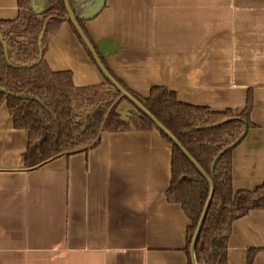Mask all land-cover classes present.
Instances as JSON below:
<instances>
[{"label":"crops","instance_id":"crops-1","mask_svg":"<svg viewBox=\"0 0 264 264\" xmlns=\"http://www.w3.org/2000/svg\"><path fill=\"white\" fill-rule=\"evenodd\" d=\"M69 9L44 57L76 86L107 81L83 26L109 76L141 96L163 86L240 113L250 89L254 125L232 151V186L264 181V0H105L88 20ZM17 12L18 0H0V20ZM27 148L28 131L1 103L0 264H193L188 217L165 197L172 144L160 129L103 131L94 147L33 169ZM249 249L264 264V209L233 221L226 264H245Z\"/></svg>","mask_w":264,"mask_h":264},{"label":"trees","instance_id":"trees-1","mask_svg":"<svg viewBox=\"0 0 264 264\" xmlns=\"http://www.w3.org/2000/svg\"><path fill=\"white\" fill-rule=\"evenodd\" d=\"M71 4L72 0H48L47 10L38 15L31 11L29 0H18L17 15L0 20V104L6 103L15 128L28 131L24 167L33 169L60 155L86 151L97 145L103 131L159 129L157 122L181 146L161 130L172 144L171 179L165 197L188 217L189 262L192 240L212 191L192 256L198 264H226L233 221L251 210L264 209V181L253 189L232 186V151L254 125L250 120L251 90L244 109L235 113L230 108L215 111L182 102L174 90L163 86H154L148 96H141L114 76L141 108L109 80L76 86L70 71L52 70L44 57L50 39L67 20ZM80 31L91 57L95 53L106 66L83 26ZM127 106L135 112L122 118ZM256 251L249 249L245 264H252Z\"/></svg>","mask_w":264,"mask_h":264},{"label":"water","instance_id":"water-1","mask_svg":"<svg viewBox=\"0 0 264 264\" xmlns=\"http://www.w3.org/2000/svg\"><path fill=\"white\" fill-rule=\"evenodd\" d=\"M72 2H74L76 4V9H77L76 14L74 15V18H77V19H80V20H88V19L94 17L102 9V7L104 6L105 0H72ZM47 3H48V0H29V7H30L31 11H33L35 14L40 15V14H43L47 10V7H48L47 6ZM68 10H69V14H71V10L69 8H68ZM43 32H44V30H42L40 32V35H39V38H38V45L39 46L41 44V39H42ZM0 36H1V32H0ZM83 39L87 43V41H86V39L84 37H83ZM4 48L6 50V46L5 45H4ZM41 57H42V51H41V49H39V57L38 58H41ZM94 57H95V59H96V61L98 63L99 68L105 73V75L107 77V80H109L110 82H112L114 84V86L116 88H118V90L122 94H124L125 96H127L128 98H130L132 101H134L135 103H137L139 105V103L134 98L130 97L125 91H123V89H121L119 87V85H117V83L109 76V74L106 72L105 68L103 67V65L101 64V62H99V60L97 59V56L95 54H94ZM140 108H141V106H140ZM127 111L128 112H130V111L135 112L134 110H131L129 106H127V107H125L123 109V112H122V115H121L122 118H125L126 117L125 114L127 113ZM156 124H157V126L159 127L160 130H162L163 132H165L167 134V136L171 140H173V142H175L176 144H178V146H180L179 143L175 140V138L171 134H169V132H167L157 122H156ZM180 148H181V146H180ZM220 155H221V153L215 158L212 167L214 166L215 162L220 157ZM192 162L196 165V163L193 160H192ZM202 174L206 178L208 177L204 172H202ZM211 197H212V191H211L210 196H209V199H208V201H207V203L205 205V208H204L203 213H202V216L200 218V221H199L197 230H196V232L194 234V237H193V240H192V244H191V248H190L191 259L193 258V256H192V249H193V247L195 245V242H196L198 233L200 231V228H201L203 219L205 217V213H206V210L208 208V205H209V202H210ZM192 262H193V260H192Z\"/></svg>","mask_w":264,"mask_h":264},{"label":"rangeland","instance_id":"rangeland-1","mask_svg":"<svg viewBox=\"0 0 264 264\" xmlns=\"http://www.w3.org/2000/svg\"><path fill=\"white\" fill-rule=\"evenodd\" d=\"M138 103H139V105L141 106V104H140V102L137 100V99H135ZM122 108L123 107H121V110H122ZM129 112L127 111V113L125 114V116H128L129 114H128ZM191 248V247H190ZM192 260H193V264H198V263H195V261H194V259L192 258ZM192 264V263H191Z\"/></svg>","mask_w":264,"mask_h":264}]
</instances>
